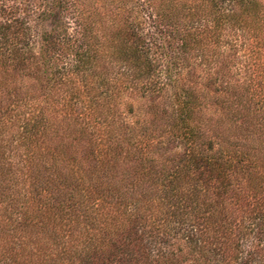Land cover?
<instances>
[{"label":"trees","instance_id":"obj_1","mask_svg":"<svg viewBox=\"0 0 264 264\" xmlns=\"http://www.w3.org/2000/svg\"><path fill=\"white\" fill-rule=\"evenodd\" d=\"M85 2L37 47L0 21V264H264V0H208L160 62L74 46Z\"/></svg>","mask_w":264,"mask_h":264},{"label":"rangeland","instance_id":"obj_2","mask_svg":"<svg viewBox=\"0 0 264 264\" xmlns=\"http://www.w3.org/2000/svg\"><path fill=\"white\" fill-rule=\"evenodd\" d=\"M80 6V23L89 28L88 37H78L74 46L86 44L97 51V59L120 58L119 50L140 45L150 48L149 57L162 60V47H179L185 36L205 26L208 0H85ZM49 0H0V21L19 18L31 27L23 40L40 46L51 24L46 17ZM70 18V17H69ZM65 36H74L78 28L70 20ZM81 28V27H80ZM83 43V44H82ZM74 48L69 58H74ZM199 62L198 59H195ZM192 68V66H189Z\"/></svg>","mask_w":264,"mask_h":264}]
</instances>
